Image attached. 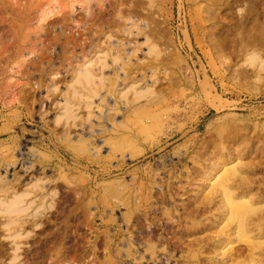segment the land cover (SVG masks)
<instances>
[{
	"label": "rangeland",
	"instance_id": "rangeland-1",
	"mask_svg": "<svg viewBox=\"0 0 264 264\" xmlns=\"http://www.w3.org/2000/svg\"><path fill=\"white\" fill-rule=\"evenodd\" d=\"M0 264H264V0H0Z\"/></svg>",
	"mask_w": 264,
	"mask_h": 264
},
{
	"label": "bare ground",
	"instance_id": "bare-ground-1",
	"mask_svg": "<svg viewBox=\"0 0 264 264\" xmlns=\"http://www.w3.org/2000/svg\"><path fill=\"white\" fill-rule=\"evenodd\" d=\"M2 1H3V0H2ZM4 3H5V2H4ZM2 4H3V3H2ZM6 36H7V35H6ZM95 53H96V52H95ZM121 53H122V52H121ZM125 53H126V52H125ZM132 53H133V52H131V54H132ZM114 55H115V54H114ZM114 55H113V56H114ZM119 55H120V54H119ZM132 55H133V54H132ZM115 57H116V56H115ZM117 57H118V56H117ZM119 57H121V56H119ZM123 57H124V56H123ZM100 59H102V58H100ZM113 59H114V60H115V59L117 60V58H113ZM130 59H131V58H130ZM103 60H104V58H103ZM122 60H123V59H122ZM124 61H125V60H124ZM126 61H127V60H126ZM128 61H129V60H128ZM128 61H127V62H128ZM137 62H138V61H137ZM128 63H129V62H128ZM102 64H104V63H102ZM105 64H106V63H105ZM105 64H104V65H105ZM122 64H123V62H122ZM104 65L101 66V65L99 64V66L102 67V68L104 67ZM84 66H85V65H84ZM84 66H82V68H83ZM118 66H119V65H118ZM92 67H93V66H92ZM105 67H106V66H105ZM124 67H127V66H124ZM141 67H142V66H141ZM141 67H140V68H141ZM84 68H85V67H84ZM86 68H88V67H86ZM102 68H101V69L99 68V69L102 71ZM131 68H132V67H131ZM155 68H156V67H155ZM80 69H81V68H80ZM80 69H79V70H80ZM94 69H95V68H94ZM126 69H127V68H126ZM126 69H125V70H126ZM86 70H87V69H86ZM86 70H85V72H84L83 70H81V71L84 73V75H85V76H83V78H85V77H89V76H94V75H91L92 73H91L89 70H88V71H86ZM90 70H91V69H90ZM103 70H104V69H103ZM123 70H124V69H123ZM130 70H131V69H130ZM132 70H133V68H132ZM134 70H136V69H134ZM143 70H145V69H143ZM147 70H148V69H147ZM113 71H115V70H113ZM121 71H122V69H121ZM121 71H120V73H121ZM126 71H128V70H126ZM138 71H139V69H138ZM132 72H133V71H132ZM145 72H146V71H145ZM147 72H148V71H147ZM78 73H79V72H78ZM83 73H81V76H82ZM96 73H97V72H96ZM117 73H118V72H115L114 75H116ZM125 73H126V72H125ZM143 73H144V72H143ZM102 74H103V72H102ZM102 74H101V75H102ZM109 74H110V73H109ZM111 74H112V73H111ZM122 74L124 75L123 71H122ZM122 74H121V76H123ZM128 74H129V73H128ZM133 74H134V72H133ZM148 74H149V73H148ZM77 75H78V74H77ZM79 75H80V74H79ZM98 75H99V74H98ZM101 75H100V76H101ZM105 75H106V74H105ZM107 75H108V74H107ZM117 75H118V74H117ZM131 75H132V73H131ZM144 75H145V74H144ZM146 75H147V74H146ZM110 76H111V75H110ZM118 76H119V75H118ZM121 76H120V78H121ZM138 76H139V75H138ZM142 76H143V75H142ZM152 76H153V75H152ZM77 77H78V76H77ZM77 77H76V78H77ZM102 77L104 78V76H102ZM111 77H112V76H111ZM125 77H126V76H125ZM125 77H124V78H125ZM127 77L130 78L131 76H130V77L127 76ZM140 77H141V76H140ZM148 77H149V75H148ZM150 77H151V76H150ZM83 78H82V79H83ZM100 78H101V77H100ZM118 78H119V77H118ZM132 78H133V77H132ZM134 78H135V76H134ZM136 78H139V77H136ZM144 78H145V77H144ZM90 79H91V77L89 78V80H90ZM96 79H97V78H96ZM106 79H107V77L104 79V81H103L104 83H105ZM108 79H109V78H108ZM142 79H143V78H142ZM142 79H141V80H142ZM149 79H150V78H149ZM84 80H85V79H84ZM91 80H92V79H91ZM115 80H117V79H115ZM122 80H123V79H122ZM144 80H147V79H144ZM78 81H79V80L76 79V80H75V83L78 82ZM95 81H96V80H95ZM107 81H108V80H107ZM111 81H112V80H111ZM142 81H143V80H142ZM79 82H80V81H79ZM87 82H89V81L87 80ZM90 82H91V81H90ZM99 82H101V81L99 80ZM109 82H110V81H109ZM115 82H116V81H115ZM115 82H114V80H113V83H115ZM136 82H137V81H136ZM136 82H135V83H136ZM85 83H86V80H85ZM92 83H94V82H92ZM98 84H99V83H98ZM100 84H101V83H100ZM100 84H99V86H100ZM108 84H110V83H108ZM116 84H117V83H116ZM120 84H121V83H120ZM128 84H129V83H128ZM80 85L82 86L81 83H80ZM93 85L96 86L95 84H93ZM104 85H105V84H104ZM111 85H112V84H111ZM131 85H132V84H131ZM89 86L91 87V85H89ZM107 86H108V85H107ZM116 86H117V85H116ZM120 86H121V85H120ZM97 87H98V85L96 86V88H97ZM109 87H110V85H109ZM111 87H112V86H111ZM127 87H129V86H127ZM151 87H152V86H151ZM99 88H100V87H99ZM114 88H115V87H114ZM132 88H133V87H132ZM84 89H85V88H84ZM102 89H103V87H102ZM105 89H106V88H105ZM107 89H108V88H107ZM118 89H119V88H118ZM120 89H121V88H120ZM124 89H126V88H124ZM85 90H87V88H86ZM96 90H98V89H96ZM110 90H111V89H110ZM127 90H128V89H127ZM127 90H126V91H127ZM134 90H135V89H134ZM91 91H92V90H91ZM98 91H99V90H98ZM98 91H97V92H98ZM100 91H101V90H100ZM100 91H99L98 95L100 94ZM88 92H89V91H88ZM88 92H87V93H88ZM93 92H95V91L93 90ZM93 92H92V93H93ZM106 92H107V91H106ZM137 92H138V91H137ZM137 92H136V93H137ZM89 93H90V92H89ZM111 93H112V92H111ZM117 93H118V92H117ZM119 93H120V91H119ZM122 93H123V92H122ZM139 93H140V92H139ZM83 94H84V93H83ZM95 94H96V92H95ZM105 94H106V93H105ZM105 94H103V96H104ZM87 95H88V94H87ZM96 95H97V94H96ZM113 95H114V94H113ZM119 95H120V94H119ZM94 96H95V95H94ZM81 97H82V96H81ZM85 97H86V96H85ZM88 97H90V96H88ZM92 97H93V96H92ZM92 97H91V98H92ZM95 97L98 98V96H95ZM100 97L103 98V97L101 96V94H100L99 98H100ZM106 97H107V95H106ZM110 97H111V96H110ZM114 97H115V96H114ZM93 98H94V97H93ZM99 98H98V99H99ZM104 98H105V96H104ZM84 99H85V98H84ZM92 100H93V99H92ZM105 100H106V99H105ZM127 100H128V99H127ZM82 101H83V100H82ZM103 101H104V100H103ZM103 101L100 100L99 103H101V102H103ZM106 101H107V100H106ZM68 102H69V101H68ZM88 105H89V104H88ZM86 107H87V106H86ZM89 107H90V106H89ZM66 109L69 110V108H66ZM70 109H71V108H70ZM66 114H67V115L69 114V112H67V110H66ZM70 114H71V113H70ZM70 114H69V116H70ZM67 117H68V116H67ZM155 123H156V122H155ZM157 123H158V122H157ZM157 123H156V124H152V125L157 126ZM143 126L146 127L145 125H143ZM150 127H151V126H150ZM146 128H148V127H146ZM143 129H145V128H143ZM140 130H141V128H140ZM141 131H142V130H141ZM141 133H142V132H141ZM143 133H144V131H143ZM226 167H227V166H226ZM228 168H229V167H228ZM212 169H213V168H212ZM222 169H223V168H222ZM225 169H226V168H225ZM229 169H230V168H229ZM229 169H226V170H229ZM223 171L225 172V170H223ZM223 171H222V173H223ZM224 174H225V173H224ZM225 175H226V174H225ZM225 175H224V176H225ZM220 176H221V175H220ZM224 176H223V177H224ZM225 179H226V178H225ZM220 180H221V179H219V181H220ZM218 183H219V185H221L220 182H218ZM221 189H222V188H221ZM223 189H224V188H223ZM235 202H238V201H235ZM238 203H239V202H238ZM241 203H242V202H240L239 204H241ZM231 204H232V202H231ZM231 204H230V205H231ZM237 205H238V204H237ZM235 206H236V204H235ZM233 207H234V206H233ZM238 208H239V205H238ZM18 209H19V208H18ZM235 209H236V208H235ZM19 210H21V209H19ZM15 211H17V210H15Z\"/></svg>",
	"mask_w": 264,
	"mask_h": 264
}]
</instances>
